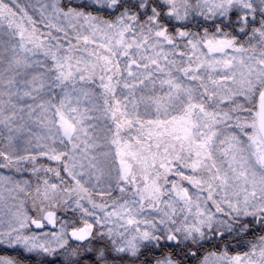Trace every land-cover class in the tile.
<instances>
[{"label":"snow or ice","instance_id":"6c2138e0","mask_svg":"<svg viewBox=\"0 0 264 264\" xmlns=\"http://www.w3.org/2000/svg\"><path fill=\"white\" fill-rule=\"evenodd\" d=\"M0 264H264V0H0Z\"/></svg>","mask_w":264,"mask_h":264}]
</instances>
